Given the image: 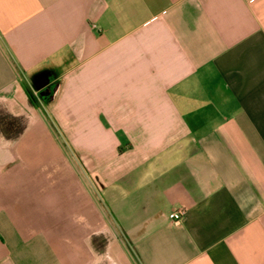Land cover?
<instances>
[{"label": "crops", "instance_id": "obj_1", "mask_svg": "<svg viewBox=\"0 0 264 264\" xmlns=\"http://www.w3.org/2000/svg\"><path fill=\"white\" fill-rule=\"evenodd\" d=\"M0 264H264V0H0Z\"/></svg>", "mask_w": 264, "mask_h": 264}, {"label": "water", "instance_id": "obj_2", "mask_svg": "<svg viewBox=\"0 0 264 264\" xmlns=\"http://www.w3.org/2000/svg\"><path fill=\"white\" fill-rule=\"evenodd\" d=\"M51 80L52 79L48 72L40 74L34 78L33 87L35 90H37L40 93L41 96L44 97L50 95L52 97L53 92L51 93V90L49 88V85L52 82Z\"/></svg>", "mask_w": 264, "mask_h": 264}, {"label": "rangeland", "instance_id": "obj_3", "mask_svg": "<svg viewBox=\"0 0 264 264\" xmlns=\"http://www.w3.org/2000/svg\"><path fill=\"white\" fill-rule=\"evenodd\" d=\"M33 98L36 99V96L35 94H33ZM61 140V142H64V139L63 137H60L59 138ZM65 143V142H64ZM23 146H29L31 149H34L33 148V142L32 141H28L27 143H23L22 144V147ZM65 149H66V145H65ZM31 154H34L33 152H31ZM46 194L50 200L49 202H52V204H54L55 206L56 205H61L62 203L64 204L66 201L64 200V194H63V191L62 189H53V190H46Z\"/></svg>", "mask_w": 264, "mask_h": 264}, {"label": "built area", "instance_id": "obj_4", "mask_svg": "<svg viewBox=\"0 0 264 264\" xmlns=\"http://www.w3.org/2000/svg\"><path fill=\"white\" fill-rule=\"evenodd\" d=\"M187 211V207L185 206H180L178 208L173 209L170 211L167 215L168 219H170L173 222H180L183 217L185 216Z\"/></svg>", "mask_w": 264, "mask_h": 264}, {"label": "flooded vegetation", "instance_id": "obj_5", "mask_svg": "<svg viewBox=\"0 0 264 264\" xmlns=\"http://www.w3.org/2000/svg\"><path fill=\"white\" fill-rule=\"evenodd\" d=\"M49 88L51 90V93L53 92V89L55 88V82H51V84L49 85ZM45 98H49L51 97L50 95L48 96H44ZM12 125H14V122L11 121V123L9 124L7 121L4 123L5 128H9L12 127ZM13 128V127H12Z\"/></svg>", "mask_w": 264, "mask_h": 264}]
</instances>
